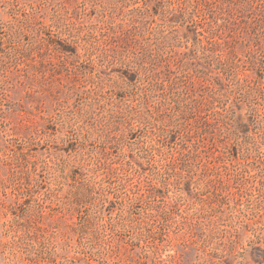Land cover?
<instances>
[{"label": "rangeland", "instance_id": "374dc122", "mask_svg": "<svg viewBox=\"0 0 264 264\" xmlns=\"http://www.w3.org/2000/svg\"><path fill=\"white\" fill-rule=\"evenodd\" d=\"M0 264H264V0H0Z\"/></svg>", "mask_w": 264, "mask_h": 264}]
</instances>
